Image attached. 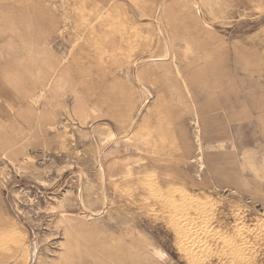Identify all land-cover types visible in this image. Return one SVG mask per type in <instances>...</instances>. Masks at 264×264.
<instances>
[{"label": "rangeland", "instance_id": "1", "mask_svg": "<svg viewBox=\"0 0 264 264\" xmlns=\"http://www.w3.org/2000/svg\"><path fill=\"white\" fill-rule=\"evenodd\" d=\"M27 263L264 264V0H0V264Z\"/></svg>", "mask_w": 264, "mask_h": 264}, {"label": "bare ground", "instance_id": "2", "mask_svg": "<svg viewBox=\"0 0 264 264\" xmlns=\"http://www.w3.org/2000/svg\"><path fill=\"white\" fill-rule=\"evenodd\" d=\"M49 84V83H48ZM113 133H111L110 132V134H109V137H113ZM116 168V167H115ZM128 178V177H127ZM141 237V236H140ZM141 238H143V237H141ZM137 240V241H136ZM143 240L145 241V239L143 238ZM132 244H136V243H138V242H140V240L139 239H136L135 237H132ZM147 241V240H146ZM149 242V241H148ZM140 243H142V241L140 242ZM151 243V242H150ZM143 244V243H142ZM146 245H148V243L146 244ZM183 245V244H182ZM130 246H132L133 247V245H131L130 244ZM151 246V245H150ZM153 246V245H152ZM138 247H140V245L138 246ZM147 247V246H146ZM136 249V248H135ZM137 250V249H136ZM144 250V249H143ZM157 250H158V248H157ZM155 253H158V252H155ZM29 260L31 261L32 259H33V257H34V255H35V253H34V251H33V249L32 248H30V251H29ZM160 254V253H159ZM162 254V253H161ZM28 264V263H27Z\"/></svg>", "mask_w": 264, "mask_h": 264}]
</instances>
